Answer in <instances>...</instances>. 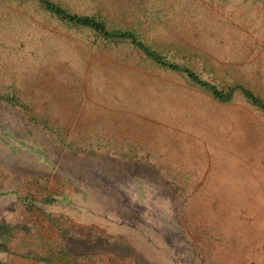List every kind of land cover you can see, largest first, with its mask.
Instances as JSON below:
<instances>
[{
	"label": "rangeland",
	"instance_id": "obj_1",
	"mask_svg": "<svg viewBox=\"0 0 264 264\" xmlns=\"http://www.w3.org/2000/svg\"><path fill=\"white\" fill-rule=\"evenodd\" d=\"M0 0V264H264V0ZM169 64L178 65L173 68Z\"/></svg>",
	"mask_w": 264,
	"mask_h": 264
},
{
	"label": "trees",
	"instance_id": "obj_2",
	"mask_svg": "<svg viewBox=\"0 0 264 264\" xmlns=\"http://www.w3.org/2000/svg\"><path fill=\"white\" fill-rule=\"evenodd\" d=\"M48 10L54 12L58 16H60L62 19H65L70 22L87 25L90 26L98 31H101L103 34L107 36H115V37H127L131 39V41L136 44L139 48H141L148 56L152 57L155 60L161 61L163 63H166L164 60H162V56L157 53L156 51L152 50L150 47L146 46L141 40H139L135 34L129 30H109L105 27V25L92 18L89 15H82L77 13H72L67 11L65 8L61 7L57 3L51 1V0H39ZM168 64V63H166ZM173 68H180L178 65L175 64H169ZM186 74L195 82L200 83L201 85L208 87L211 89L212 93L220 98V99H228L234 90V88H240L244 95L250 99L254 104L258 105L262 109H264V100L259 98L258 96L254 95L251 90L243 86L241 84L233 85L228 88V90L224 91L222 89H219L215 84H211L203 79H201L191 68L184 67L182 68ZM7 250L6 248L2 247L0 244V260L4 259L6 256Z\"/></svg>",
	"mask_w": 264,
	"mask_h": 264
}]
</instances>
